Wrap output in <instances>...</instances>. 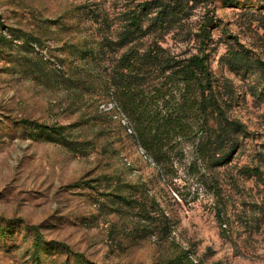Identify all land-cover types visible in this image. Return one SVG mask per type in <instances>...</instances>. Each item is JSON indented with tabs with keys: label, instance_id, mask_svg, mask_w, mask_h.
I'll list each match as a JSON object with an SVG mask.
<instances>
[{
	"label": "rangeland",
	"instance_id": "1",
	"mask_svg": "<svg viewBox=\"0 0 264 264\" xmlns=\"http://www.w3.org/2000/svg\"><path fill=\"white\" fill-rule=\"evenodd\" d=\"M141 1L0 0V264H264V72L228 63L234 51L264 62V0H207L162 43L187 56L202 14L216 22L209 65L244 128L218 165L194 137L155 162L104 72L68 55L115 37Z\"/></svg>",
	"mask_w": 264,
	"mask_h": 264
},
{
	"label": "trees",
	"instance_id": "2",
	"mask_svg": "<svg viewBox=\"0 0 264 264\" xmlns=\"http://www.w3.org/2000/svg\"><path fill=\"white\" fill-rule=\"evenodd\" d=\"M218 1L223 7L237 3ZM206 3L207 0H143L121 14L115 37L85 40L82 45L68 47V55L104 72V86L130 119L138 142L155 162L165 155L174 139L194 137L197 156L209 158L214 165L226 163L240 148L243 125L227 116L224 96L208 61L211 30L216 27L213 16L203 13L192 32L197 43L194 53L174 55L162 45L172 29L171 35L176 36L196 9L205 8ZM228 61L235 71L256 67L264 72V62L248 61L242 51L231 53ZM254 90L249 93L255 94ZM29 127L48 141L62 139L57 127L34 125L31 121ZM0 236L4 237L3 232Z\"/></svg>",
	"mask_w": 264,
	"mask_h": 264
},
{
	"label": "built area",
	"instance_id": "3",
	"mask_svg": "<svg viewBox=\"0 0 264 264\" xmlns=\"http://www.w3.org/2000/svg\"><path fill=\"white\" fill-rule=\"evenodd\" d=\"M114 105H115V104H114ZM108 107L111 108V105H109ZM113 108H114V106H113ZM121 122H122V123H125L126 121H124L123 119H121Z\"/></svg>",
	"mask_w": 264,
	"mask_h": 264
}]
</instances>
